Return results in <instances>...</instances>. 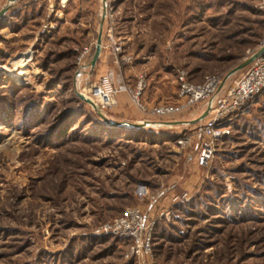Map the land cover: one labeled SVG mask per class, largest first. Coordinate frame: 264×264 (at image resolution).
<instances>
[{
	"label": "rangeland",
	"instance_id": "374dc122",
	"mask_svg": "<svg viewBox=\"0 0 264 264\" xmlns=\"http://www.w3.org/2000/svg\"><path fill=\"white\" fill-rule=\"evenodd\" d=\"M103 4L19 0L0 21V264H264V97L200 166L204 120L113 127L77 96L108 74L95 66L76 80L78 55L89 48L91 61L102 23L114 72L129 78L112 87L132 88L145 73L142 103L176 105L178 70L193 83L225 77L259 49L264 0H106L102 22ZM109 35L122 45L118 58L131 60L116 63ZM116 102L102 110L107 120H147L126 93ZM132 208L154 222L152 252L141 259L102 231Z\"/></svg>",
	"mask_w": 264,
	"mask_h": 264
},
{
	"label": "built area",
	"instance_id": "2783aa9c",
	"mask_svg": "<svg viewBox=\"0 0 264 264\" xmlns=\"http://www.w3.org/2000/svg\"><path fill=\"white\" fill-rule=\"evenodd\" d=\"M108 43L116 63H126L132 58L120 57L122 45L113 36H108ZM102 47L105 48V46ZM264 47V40L259 48ZM91 50L83 48L77 58V81L90 68L88 62ZM264 55V54H263ZM176 76V105L160 104L150 107L142 103V97L147 87V74H140L132 88L116 89L112 87L108 77H99L88 89L89 99L102 110L115 106L116 96L120 92L127 94L129 101L137 110L148 119H155L153 127H160L162 121H174L178 116L189 113L195 107L202 105L207 108L210 101L212 105L208 111L204 124L199 129L201 137L198 144L196 162L200 166H207L216 151L215 146L223 138L231 134L232 124L240 116L247 114L256 100L264 97V56L259 57L245 69V72L236 78L231 87L221 94L223 75H209L201 83L189 81V73L178 70ZM144 123V122H141ZM190 137L184 136L178 142L180 146H187ZM154 222L144 212L137 208L126 209L122 215L102 226L105 234L121 236L130 243L127 258L148 257L152 252V234Z\"/></svg>",
	"mask_w": 264,
	"mask_h": 264
},
{
	"label": "water",
	"instance_id": "95a60500",
	"mask_svg": "<svg viewBox=\"0 0 264 264\" xmlns=\"http://www.w3.org/2000/svg\"><path fill=\"white\" fill-rule=\"evenodd\" d=\"M19 0H8L7 3L4 5V7L0 10V21L1 19L4 18V14L8 11V9L16 2H18ZM105 1L103 0L104 4H103V17H102V22L103 19L105 18ZM100 31L97 37V40L95 42V50L94 53L91 57V61H90V68L93 69L97 62H98V56L101 52L102 49V44H101V37H102V23L100 24ZM264 47L259 48L256 52L251 54V57H249L248 59H246L245 61L241 62L240 64L236 65V67H234L233 69H231L226 76L223 78L222 83H221V88L222 86L225 84V82L232 77L233 75L236 74V72L245 69L246 67L250 66L252 62H254L256 59H258L261 56H264ZM220 88V89H221ZM77 96L79 97V99L81 101L86 102L89 106L92 107V109L96 112V114L103 120L105 121L108 125L110 126H117V127H134V128H144L146 126H154V123L152 122H147L145 121L144 123H126V122H111L110 120H107V118L102 114V109L100 107H98L97 105L94 104V102H92L88 97H86L85 95H82L80 93H77ZM212 101L209 102L207 108L205 109V111L198 117V119L192 120L190 122H185V121H176V122H167V121H162L161 123H159V126H167V127H171V126H176V125H192V124H196L200 121H203L206 119L208 111L211 108L212 105Z\"/></svg>",
	"mask_w": 264,
	"mask_h": 264
},
{
	"label": "crops",
	"instance_id": "0c3cea01",
	"mask_svg": "<svg viewBox=\"0 0 264 264\" xmlns=\"http://www.w3.org/2000/svg\"><path fill=\"white\" fill-rule=\"evenodd\" d=\"M102 43H103V41H102ZM109 55H110L109 52L106 51V49L104 47H102L101 52L98 56V62L96 64V68H95L96 71L101 73V74L102 73L108 74L107 76L110 78V81L113 84H117L118 86H121L122 84L129 83V78L127 75L124 77H122V76L120 77L117 73L114 72L117 67L114 66V64H112V60L110 59ZM161 91L164 92L165 88L161 87L160 89L159 88L156 89V93H159V95L162 94ZM146 92H145V94H146Z\"/></svg>",
	"mask_w": 264,
	"mask_h": 264
},
{
	"label": "trees",
	"instance_id": "16d2710c",
	"mask_svg": "<svg viewBox=\"0 0 264 264\" xmlns=\"http://www.w3.org/2000/svg\"><path fill=\"white\" fill-rule=\"evenodd\" d=\"M263 39H264V37H263ZM93 53H94V50H93V52H92V54L91 55H93ZM92 57V56H91ZM223 77H224V75H223ZM189 80H191V79H189ZM103 111H106V110H103ZM96 118H99L97 115H96ZM237 123H238V121H237ZM236 124V123H235ZM153 239H154V232H153V234H152V242H153ZM153 244H154V242H153Z\"/></svg>",
	"mask_w": 264,
	"mask_h": 264
},
{
	"label": "bare ground",
	"instance_id": "6f19581e",
	"mask_svg": "<svg viewBox=\"0 0 264 264\" xmlns=\"http://www.w3.org/2000/svg\"><path fill=\"white\" fill-rule=\"evenodd\" d=\"M21 58H22V57H21ZM23 61L26 62V58H24ZM23 65H25V64H23ZM22 68H23V67H22ZM18 73H19V72H18ZM21 73H22V72H20L19 74H21Z\"/></svg>",
	"mask_w": 264,
	"mask_h": 264
}]
</instances>
